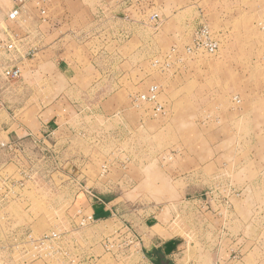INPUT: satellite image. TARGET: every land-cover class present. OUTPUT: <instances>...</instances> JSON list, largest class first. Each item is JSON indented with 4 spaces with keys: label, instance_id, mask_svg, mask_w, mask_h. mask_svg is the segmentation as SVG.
Instances as JSON below:
<instances>
[{
    "label": "rangeland",
    "instance_id": "1",
    "mask_svg": "<svg viewBox=\"0 0 264 264\" xmlns=\"http://www.w3.org/2000/svg\"><path fill=\"white\" fill-rule=\"evenodd\" d=\"M22 6L20 19L6 17L0 28L22 41V54L37 51L20 61L19 81L0 83L4 101L11 106L21 90L22 105L46 113L44 121L55 102L60 115L40 139L16 141L23 157L0 149L2 174L19 178L17 166L35 173L4 215L38 236L63 233L81 254L33 264H150L143 248L157 234L186 240L184 264H216L211 253L223 238L228 264L243 257L245 264H264V0ZM55 10L71 13L68 26L52 31L43 21ZM156 13L161 20L154 23ZM204 26L219 51L188 55ZM88 28L91 38L83 33ZM101 33L118 45L96 42ZM67 53L85 68L75 81L80 91L58 77L59 56ZM92 196L115 200L113 219L97 222ZM235 211L247 227L242 234L234 225V235L247 243L229 231ZM88 216L94 223L83 222Z\"/></svg>",
    "mask_w": 264,
    "mask_h": 264
},
{
    "label": "built area",
    "instance_id": "2",
    "mask_svg": "<svg viewBox=\"0 0 264 264\" xmlns=\"http://www.w3.org/2000/svg\"><path fill=\"white\" fill-rule=\"evenodd\" d=\"M14 7L9 12L7 20L17 22L22 15L23 0H13ZM45 15V12H42ZM154 23L161 20L158 13L151 16ZM21 40L16 35L8 32L7 29L0 28V83H14L22 78L23 68L21 60L25 57H34L37 49L31 48L25 55L22 54L20 44ZM220 43L212 36L207 26L196 31L193 45L186 49L188 55L195 52H206L216 54L219 51ZM157 88H151L150 92L155 95ZM145 98V97H143ZM5 109L0 92V112ZM0 149L11 153L14 158L23 157L25 151L18 143H0ZM18 167L19 178L14 174H2L4 168L0 170V264H33L39 262L42 258L53 260L55 257L73 256L74 260L81 257L79 253H73L79 250L78 243L74 248V243L69 244L64 239L65 235L60 232H50L41 236L24 226H16L10 219L4 215L5 208L18 200L17 191L24 190L33 184V170H26ZM231 200V199H230ZM229 201V200H228ZM230 205L226 202V206ZM83 222L94 223L93 216H88ZM134 238V236H133ZM66 243V247L64 248ZM67 248H70L67 250ZM148 260V259H147ZM149 261V260H148ZM150 262V261H149ZM150 264H153L150 262Z\"/></svg>",
    "mask_w": 264,
    "mask_h": 264
},
{
    "label": "crops",
    "instance_id": "3",
    "mask_svg": "<svg viewBox=\"0 0 264 264\" xmlns=\"http://www.w3.org/2000/svg\"><path fill=\"white\" fill-rule=\"evenodd\" d=\"M24 1V0H23ZM55 5V4H54ZM14 7V6H13ZM26 6L23 7V10ZM13 8H10L7 4L0 2V22L6 20V17L8 16L9 12ZM70 10L65 11L64 13L61 12V10H55L54 14H51V18H49L48 21H43L44 23H47L49 26V30L55 31L60 30L61 28H65V26L69 25L68 19L70 17ZM64 14V16H63ZM66 19V22H65ZM65 24V25H63ZM1 27V26H0ZM69 29V28H68ZM67 31V29H66ZM69 31V30H68ZM87 32V38H91V31L88 28L87 30H83V33ZM101 31V30H100ZM72 31H71V37H72ZM104 34H100L96 38V42L99 41V43H104L109 46L118 45L117 42L113 41V37L106 38L103 36ZM75 39L77 37L73 36ZM83 38V37H81ZM109 41V43H106L104 40ZM101 45V44H100ZM66 54V56L60 55L59 58L61 59L60 62H58L57 66V74L58 77H62L63 79H69L71 80L70 89L73 91H80L77 87V84L75 83L76 80H81L83 76L81 73L86 74L84 71V67L78 63V61L75 59V56H72V58ZM55 58H58L55 55ZM64 58V59H63ZM63 59V60H62ZM94 62V61H93ZM1 85V84H0ZM79 86V85H78ZM73 91V92H74ZM0 92L4 101V88L0 87ZM21 94V90H18L17 94L15 95V100L11 101V106H9L5 101V109L0 112V143H14L17 140H24V139H40L42 136L40 135V132L43 131L42 128L44 126H47L48 124H56V119L59 118V108H58V102H55L53 112H50L48 116H51L48 118L49 120L44 121V116L46 113H42L41 115L36 114L37 107L32 106H26V103L22 105L21 99L18 97V95ZM10 103V101H9ZM36 109V110H35ZM26 112V114H19L21 112ZM12 112L13 114H11ZM57 125V124H56ZM88 204L90 206V211L92 215H94L97 222L105 223L109 220L113 219L114 216V210H115V200L108 197H96L92 196V199H88ZM116 211V210H115ZM228 219V217H223ZM230 225L232 227L229 228V231L231 235L233 236L236 234L234 231V225L241 224L242 229H240V233L244 234L246 227H247V221H245V218L242 217L241 214H238L236 211L233 214V217H230ZM235 238L238 240V236L234 235ZM233 236V237H234ZM146 238V237H145ZM243 240L242 242H245V237L242 236L239 238V241ZM147 244L144 245L143 253L146 256V258L153 264H184V261H186L187 257V242L182 237H170V238H163L160 235H154L152 237H149ZM241 243V247L243 248L241 250L244 251L247 244ZM224 244H229V240L226 238H223V241L218 245L219 247L215 249L214 252L211 253V255H214L216 264H228V261L230 260V249L224 248ZM230 244L231 241H230ZM229 256V257H228ZM244 257L241 259L239 264H245ZM238 264V263H237ZM261 264V263H259Z\"/></svg>",
    "mask_w": 264,
    "mask_h": 264
}]
</instances>
